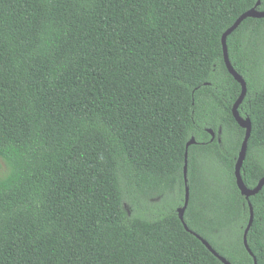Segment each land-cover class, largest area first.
Instances as JSON below:
<instances>
[{
	"label": "trees",
	"instance_id": "obj_1",
	"mask_svg": "<svg viewBox=\"0 0 264 264\" xmlns=\"http://www.w3.org/2000/svg\"><path fill=\"white\" fill-rule=\"evenodd\" d=\"M258 1L0 0V264H264Z\"/></svg>",
	"mask_w": 264,
	"mask_h": 264
},
{
	"label": "water",
	"instance_id": "obj_2",
	"mask_svg": "<svg viewBox=\"0 0 264 264\" xmlns=\"http://www.w3.org/2000/svg\"><path fill=\"white\" fill-rule=\"evenodd\" d=\"M260 4V0L257 2V4L255 6H253L252 8H250L249 10L245 11L243 14H241L237 20L234 22L233 25H231L224 33L222 36V43H223V49H224V58H225V62L227 65V68L229 70V72L235 77V79L241 84L242 86V91L240 96L238 97V99L236 100V102L233 105L232 108V112L233 115L236 119V121L239 123V125L241 127H243L246 130V134L244 137V140L242 142L241 145V149L236 161V165H235V175H236V179H237V184L238 187L240 188L241 192L246 196V198H249L252 195L257 194L264 186V177L261 178V180L259 181L258 185L254 188H249L247 187V185L245 184L243 177H242V173H241V169L242 166L244 164V161L247 157V152H248V145H249V139L251 136V131H252V121L250 119V117H242L240 112H239V106L241 105V103L243 102L244 98L247 95V83L245 81V79L243 78V76L234 68V66L232 65L230 59H229V52H228V45H227V37L229 36V34H231L246 18L248 17H255V18H261L264 17V10H260L258 9V5ZM209 132L212 134V137L214 138L215 136V132L213 131V129H209ZM196 139L195 137H192L188 143H187V149L185 152V165H184V175H185V182H186V195H185V203L183 206L178 208L179 211V216L181 218V220L184 222V226L187 230H190V227L187 225V223L184 220V214L185 211L189 205V200H190V187L188 185V151H189V146L191 144L196 143ZM250 208H251V215H250V219L248 222V225L245 229L244 232V244L247 248V250L250 252V254H253L249 244H248V233L249 230L252 226L253 220H254V210L252 205L250 204ZM195 233V232H194ZM201 240L202 242L209 248V250L216 255L218 258H220L224 263L226 264H232L229 260H227L224 256H222L212 245L209 241H207L204 237H202L201 235L195 233ZM255 258V264H257V259Z\"/></svg>",
	"mask_w": 264,
	"mask_h": 264
},
{
	"label": "flooded vegetation",
	"instance_id": "obj_3",
	"mask_svg": "<svg viewBox=\"0 0 264 264\" xmlns=\"http://www.w3.org/2000/svg\"><path fill=\"white\" fill-rule=\"evenodd\" d=\"M219 133H220V131H219ZM216 136H217V135H216V133H215L214 138H216ZM214 138L212 137V139H214ZM218 140L220 141V137L218 138Z\"/></svg>",
	"mask_w": 264,
	"mask_h": 264
}]
</instances>
